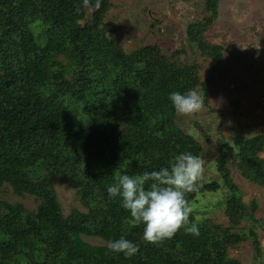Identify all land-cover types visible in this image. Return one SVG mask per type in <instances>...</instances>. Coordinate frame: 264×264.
<instances>
[{
  "label": "trees",
  "instance_id": "trees-1",
  "mask_svg": "<svg viewBox=\"0 0 264 264\" xmlns=\"http://www.w3.org/2000/svg\"><path fill=\"white\" fill-rule=\"evenodd\" d=\"M82 2L0 0V195L8 188L37 203L30 211L0 199V264H242L229 256L241 244L254 264H264L258 205L243 201L227 167L229 155L234 172L264 188L263 133L221 145L217 179L204 177L188 194L192 206L204 193L223 205L225 226L197 223L193 206L189 221L199 236L181 229L145 243L143 225L132 227L119 197L106 190L121 174L158 171L183 152L201 156L199 141L176 125L168 95L196 89L206 97L222 60L203 36L218 0H205L203 12L212 16L186 29L188 44L214 62L203 82L199 65L181 62V52L165 55L157 44L125 51L118 27L106 24L111 0H101L98 11ZM58 181L75 191L84 211L62 214ZM121 236L139 245L138 254L126 259L107 250L106 242Z\"/></svg>",
  "mask_w": 264,
  "mask_h": 264
},
{
  "label": "rangeland",
  "instance_id": "rangeland-1",
  "mask_svg": "<svg viewBox=\"0 0 264 264\" xmlns=\"http://www.w3.org/2000/svg\"><path fill=\"white\" fill-rule=\"evenodd\" d=\"M204 1L111 0L114 7L108 13L106 24L109 28L118 27V37L125 51L157 44L165 55L181 52L177 56L181 62L199 65L198 76L203 82L208 80L214 62L201 57L199 51L188 44L186 29L188 24H204L212 16L203 12ZM203 36L216 47L210 50L212 55L222 58L220 69L207 89L203 109L188 116L177 115L176 125L202 145L203 177L210 180L217 179L215 161L221 145L234 146L235 139L264 134V0H218L216 18ZM259 156L264 159V149ZM230 163L228 155L230 177L243 201L255 200L258 205L256 217L261 218L263 224L258 233L264 263V188L243 179L231 169ZM54 188L64 216L73 210L84 211L75 191L66 183L58 181ZM0 199L20 203L30 211L37 206L33 197H17L8 188L3 189ZM220 201V196L212 193L198 196L193 202L197 209L196 222L210 219L225 226ZM85 240L93 245L102 244L96 238ZM229 256L242 264H254L248 244L230 250Z\"/></svg>",
  "mask_w": 264,
  "mask_h": 264
},
{
  "label": "clouds",
  "instance_id": "clouds-1",
  "mask_svg": "<svg viewBox=\"0 0 264 264\" xmlns=\"http://www.w3.org/2000/svg\"><path fill=\"white\" fill-rule=\"evenodd\" d=\"M82 6L89 11H98L101 0H83ZM75 10L79 13L81 6L77 5ZM204 98L205 94L196 89L183 93L173 91L168 95L172 108L180 116L201 111ZM204 165L201 156L183 152L174 156L169 167L158 171L135 176L121 174L106 190L110 199L119 197L120 207L129 213L132 227L143 225L145 243H162L181 229L185 234L199 236L197 224L189 221L193 206L187 196L203 187ZM106 248L110 253L123 254L126 259L139 252V245L123 236L108 240Z\"/></svg>",
  "mask_w": 264,
  "mask_h": 264
}]
</instances>
